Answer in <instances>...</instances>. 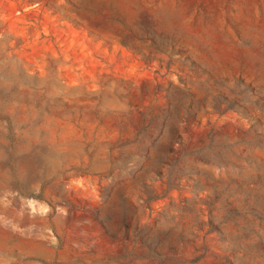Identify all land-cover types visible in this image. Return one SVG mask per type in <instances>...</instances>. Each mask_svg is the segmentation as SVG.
<instances>
[{
    "label": "rangeland",
    "instance_id": "1",
    "mask_svg": "<svg viewBox=\"0 0 264 264\" xmlns=\"http://www.w3.org/2000/svg\"><path fill=\"white\" fill-rule=\"evenodd\" d=\"M0 264H264V0H0Z\"/></svg>",
    "mask_w": 264,
    "mask_h": 264
}]
</instances>
